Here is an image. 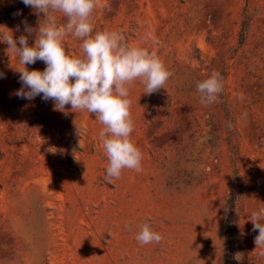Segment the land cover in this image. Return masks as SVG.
<instances>
[{
    "label": "rangeland",
    "instance_id": "rangeland-1",
    "mask_svg": "<svg viewBox=\"0 0 264 264\" xmlns=\"http://www.w3.org/2000/svg\"><path fill=\"white\" fill-rule=\"evenodd\" d=\"M15 1L0 0V11ZM24 19L37 26L27 7L0 27L18 38ZM91 23L93 34L120 32L155 52L172 73L151 95L140 81L128 86L142 171L106 180L103 125L70 105L65 114L16 97L22 66L0 43V264H223L233 191L235 263L264 264L250 220L264 209V0H99ZM81 43L64 37L70 56ZM213 71L221 102L205 106L196 84ZM145 223L161 243L135 240Z\"/></svg>",
    "mask_w": 264,
    "mask_h": 264
},
{
    "label": "clouds",
    "instance_id": "clouds-1",
    "mask_svg": "<svg viewBox=\"0 0 264 264\" xmlns=\"http://www.w3.org/2000/svg\"><path fill=\"white\" fill-rule=\"evenodd\" d=\"M25 7L37 16V26L22 20L23 32L14 38L13 30L0 31V43L7 45L6 52L15 56L22 66L19 73L21 88L14 95L27 101L40 96L43 101H52L53 110L67 114L70 111H87L103 125L99 132L103 151L108 160L105 179L111 182L119 179L124 169L142 171V153L131 141L134 121L131 118L129 85L140 81L144 94L151 95L165 89L172 73L163 61L148 49L131 47L122 33L97 31L93 34L91 17L99 0H21ZM65 18L58 24L56 14ZM14 16L21 15L18 10ZM21 30L20 24L15 31ZM65 36H73L82 41L81 54L70 56L64 44ZM29 37L34 44L29 45ZM154 43H158L152 37ZM43 62L41 70H29L26 66ZM6 78L0 72V79ZM223 77L217 71L203 81H198L196 91L205 106L221 102ZM243 99V96L240 97ZM81 129L76 134L81 138ZM252 231L256 249L264 257V209L251 214ZM128 227L127 225L125 226ZM135 240L140 245L161 243L163 236L147 223L141 225Z\"/></svg>",
    "mask_w": 264,
    "mask_h": 264
},
{
    "label": "trees",
    "instance_id": "trees-1",
    "mask_svg": "<svg viewBox=\"0 0 264 264\" xmlns=\"http://www.w3.org/2000/svg\"><path fill=\"white\" fill-rule=\"evenodd\" d=\"M27 7L21 2V0H16L15 2L7 5L0 11V26L11 21L14 17L13 13L18 10L22 12ZM246 36V28L243 27L240 40L244 41ZM1 53V45H0ZM6 65V64H5ZM238 202V194L233 191L226 199V222L224 227V236L227 241L223 255V264H236L234 259V253L238 245V238L235 229V209Z\"/></svg>",
    "mask_w": 264,
    "mask_h": 264
}]
</instances>
